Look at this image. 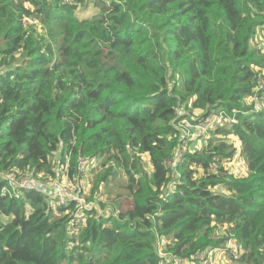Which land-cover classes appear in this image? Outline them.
<instances>
[{
	"label": "trees",
	"instance_id": "16d2710c",
	"mask_svg": "<svg viewBox=\"0 0 264 264\" xmlns=\"http://www.w3.org/2000/svg\"><path fill=\"white\" fill-rule=\"evenodd\" d=\"M263 28L264 0H0V175L51 183L59 152L70 173L107 166L99 182L125 171L132 194L116 215L92 205L69 234L72 204L0 177V264H160V238L180 260L232 241L236 263L264 264V107L247 103ZM220 111L234 121L211 134L237 139L247 176L222 166L236 149L212 135L167 166L177 123Z\"/></svg>",
	"mask_w": 264,
	"mask_h": 264
},
{
	"label": "built area",
	"instance_id": "2783aa9c",
	"mask_svg": "<svg viewBox=\"0 0 264 264\" xmlns=\"http://www.w3.org/2000/svg\"><path fill=\"white\" fill-rule=\"evenodd\" d=\"M70 0H64L65 3ZM29 22V19H25ZM264 29V28H263ZM261 29V31L263 30ZM260 83V76L256 82L254 93L247 99V103H253L256 107L257 102L263 103L257 94L262 88ZM183 111L178 112V116H181ZM194 117L192 123L189 119L184 118L177 123L178 129L182 132V141L177 145L174 155L170 161L167 162V166L174 167L178 162L182 161L186 154L195 152V149H191L192 140H208L211 132H214L217 128L226 127L227 115L223 112H211L199 120L196 119V115L192 113ZM233 122L234 120H229ZM228 124V123H227ZM186 126L189 129H186ZM185 128V130H183ZM197 133V135H195ZM191 139H190V138ZM198 151V150H197ZM96 159V158H95ZM91 159H79L76 165V171L80 174L85 171L88 163ZM214 166L209 168L210 172H214ZM18 175V176H17ZM0 177L6 180L13 189H30L43 193L47 198L53 199L58 205L72 204L73 209L71 211V217L67 223V231L69 234L76 233L85 223V211L91 210L92 205L86 203L85 197H83V191L85 189L84 182L79 179L78 174L70 173L69 156L66 158L64 164L55 170V178L51 182V185L40 184L37 179L31 173H20L15 175H0ZM51 180L48 182L50 183ZM173 185V183H171ZM54 203V202H53ZM232 241H228L226 247L223 248H205L197 252L189 260H180L177 257L167 253L165 247L161 241L156 243V252L160 258V264H223L224 256L238 257L236 247L230 248ZM163 245V249H162ZM227 251V252H226Z\"/></svg>",
	"mask_w": 264,
	"mask_h": 264
},
{
	"label": "rangeland",
	"instance_id": "374dc122",
	"mask_svg": "<svg viewBox=\"0 0 264 264\" xmlns=\"http://www.w3.org/2000/svg\"><path fill=\"white\" fill-rule=\"evenodd\" d=\"M27 7V4L25 5ZM94 10V7L92 4H88L85 8V15H91ZM91 11V12H90ZM27 28H29V31L31 34L37 37V30L39 33H42V30L38 26V24L35 21L29 20L28 24L26 25ZM250 47L257 51L259 54L264 55V29L261 31V29H257L256 35L254 40L251 42ZM18 57V55H17ZM261 72V73H260ZM259 72L260 76V83H262V88L257 93L259 95L260 100L263 101L256 103V108L260 110L261 107H264V70ZM179 83V81H178ZM261 92V93H260ZM254 107V105H253ZM229 118H227V122L225 123L226 127L229 125ZM228 123V124H227ZM186 129L188 130L189 127L186 126ZM185 130V128L183 129ZM197 135V133H195ZM212 135V134H211ZM210 135L211 139H215V143H220L222 141H227L232 147L236 149L235 154L231 157V159L223 160L222 166L228 170L230 174H232L236 178H241L247 176V168L244 160L242 157L239 156L238 152L240 149V143L237 141L236 138H234L232 135L227 136L224 138V135H215L213 133L212 137ZM190 138V137H189ZM191 139V138H190ZM206 140H192V146L191 149L201 150L206 145ZM229 149L227 150V152ZM53 168L59 169L62 166L61 163V156L59 155V152L55 153L50 158ZM141 163L142 168L146 170L148 173L151 172L150 162L148 160L147 155L141 156ZM107 166L102 167L100 161L93 158L88 165L86 166V169L82 173H78L76 169L74 170V174H78L79 179H81L84 182L85 189L83 191V197H85L86 203L90 205L96 206V211L99 214H112L116 215L120 212L125 211L127 208L131 207L132 205V194L130 193L129 189L127 188L128 185V179L126 176L125 171L118 170L119 176L116 179H113L111 176L107 177V180L104 182H99L98 179L102 174L105 173V170H107ZM6 175V174H4ZM36 179L38 183L40 184H47L51 185L52 183H49L48 181L42 180L36 176ZM93 186H96V191L94 194L91 193V189ZM175 188L172 184H170L167 187V191H171ZM220 190L224 191L222 188H219ZM226 193V191H225ZM51 205H53L52 202H50ZM4 220V219H3ZM158 241H161L163 245L165 246L166 240L164 238L158 239ZM162 245V249H163ZM234 247L233 243H231L230 248ZM233 258L229 256H224L223 258V264H239L236 263L237 261L232 260ZM237 259V258H234ZM243 264V263H241Z\"/></svg>",
	"mask_w": 264,
	"mask_h": 264
}]
</instances>
